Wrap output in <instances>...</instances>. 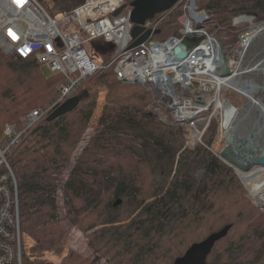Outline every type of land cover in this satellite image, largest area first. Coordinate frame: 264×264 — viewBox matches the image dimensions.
Listing matches in <instances>:
<instances>
[{
  "label": "trees",
  "instance_id": "trees-1",
  "mask_svg": "<svg viewBox=\"0 0 264 264\" xmlns=\"http://www.w3.org/2000/svg\"><path fill=\"white\" fill-rule=\"evenodd\" d=\"M51 1L53 15L69 14L85 2ZM201 8L211 18L208 30L225 47L235 17L247 14L264 21V0H203ZM180 14L178 7L158 15L165 18L154 40L178 33ZM96 44L98 51L89 50L109 61L112 46L102 40ZM61 81L60 74L46 76L34 59L0 52V123L18 125L33 109L51 104ZM103 91L95 133L84 139ZM83 93L88 96L74 110L52 121L42 119L9 155L22 229L38 247L59 254L64 250L65 235L56 218L62 190L66 218L88 233L90 245L111 264H173L193 244L228 225V235L207 263L264 264V213L247 197L232 167L201 145L185 149L182 129L147 110L151 96L146 88L123 83L113 68L92 77ZM215 136L216 127H211L204 141L212 145ZM22 263L54 264L36 262L26 253ZM60 264L93 263L70 250Z\"/></svg>",
  "mask_w": 264,
  "mask_h": 264
},
{
  "label": "built area",
  "instance_id": "built-area-1",
  "mask_svg": "<svg viewBox=\"0 0 264 264\" xmlns=\"http://www.w3.org/2000/svg\"><path fill=\"white\" fill-rule=\"evenodd\" d=\"M202 1H179L180 28L164 40H154V35L165 16L148 20L143 28L152 32L150 39L131 48L135 25L130 0H85L71 13L57 15L40 0H0V52L34 59L63 77L51 104L30 111L18 125L5 126L0 143V264H23L20 199L9 155L42 119L78 95L102 70L113 68L119 80L128 82L125 84L144 86L151 96L147 110L164 124L182 129L185 149L201 145L221 159L215 144L225 143L226 138L235 140L229 135L233 131L241 137L238 139L246 140L255 161L260 158L261 146L252 144L258 140L257 129L263 122L264 60L245 63L251 44L232 53L252 27L264 25V21L257 22L254 15H238L232 22L233 37L225 47L208 30L211 18L201 8ZM194 36H203V40L179 58L176 48L184 37ZM99 40L115 51L109 61L89 50L98 51ZM230 92L236 100L225 95ZM232 98L244 104L239 107ZM211 127H216L212 145L204 141ZM257 206L264 213V203Z\"/></svg>",
  "mask_w": 264,
  "mask_h": 264
},
{
  "label": "rangeland",
  "instance_id": "rangeland-1",
  "mask_svg": "<svg viewBox=\"0 0 264 264\" xmlns=\"http://www.w3.org/2000/svg\"><path fill=\"white\" fill-rule=\"evenodd\" d=\"M49 6L48 10H53L54 8V3L51 0H45ZM131 1V0H130ZM47 6V7H48ZM50 10V11H51ZM52 12V11H51ZM172 12V11H171ZM255 41L252 42L248 54L245 58L246 62L248 63L249 61L253 60L254 64H257L261 61L264 60V31L254 39ZM237 42V40H236ZM100 49V47H98ZM102 52V50H100ZM42 72L50 77L51 75H54L48 66L44 65L42 66ZM259 81H262V78L256 77ZM82 90V89H81ZM81 92V91H80ZM80 94V93H79ZM231 94V97H233L235 100L237 99L236 95L233 92L230 93H225V95ZM105 96H106V91L101 92L100 98H99V106L98 109L95 113V115L92 118V121L90 123V128L88 130V133L84 139H89L95 132L94 129L98 124L99 116L101 114V110L105 104ZM263 99H264V94H262ZM232 98V101L234 104L237 106L241 107L244 102L243 100L240 101H235ZM264 104V103H263ZM37 109V108H36ZM35 110V109H33ZM24 117V116H23ZM6 126V124H5ZM4 124L0 123V143H3L4 141V130H5ZM262 135V141L258 143V145H264V129L262 131L260 130L259 136ZM244 140V139H243ZM85 141V140H83ZM83 141L81 144H79L77 153H75L74 161L77 160L81 148L83 146ZM257 147V146H256ZM220 151V148L218 149ZM73 161V162H74ZM72 163L68 165L67 169L65 170L63 176L61 179L64 181L67 179L69 172L71 170ZM234 169V168H233ZM247 168L245 167V170ZM235 171V174L239 178L241 184L244 186L246 192H247V197L251 200L252 204L255 207H258L257 205L260 204L255 200L254 195L260 192L264 188V167L262 168H257L252 170L251 172H248V174H243L238 171ZM254 171V172H253ZM261 172L260 177L257 176V173ZM57 198V205H58V212L56 217L60 224L61 228L64 232L65 235V247L62 253H57L55 251H47L42 249L41 247H38L37 244H35L34 241H32L25 232H23L22 229V224H21V232L23 234V240H22V252L23 254L26 253L27 256H29L32 260L36 262H52L54 264H60L62 259L68 255L70 250H74L76 253H78L81 257L85 258L86 260L92 262L93 264H111L109 259L107 257H103L99 252L95 250L93 246L90 245L88 241V233H83L82 231L73 228L71 222L66 218L64 208H63V191L59 190L58 191V196Z\"/></svg>",
  "mask_w": 264,
  "mask_h": 264
},
{
  "label": "water",
  "instance_id": "water-1",
  "mask_svg": "<svg viewBox=\"0 0 264 264\" xmlns=\"http://www.w3.org/2000/svg\"><path fill=\"white\" fill-rule=\"evenodd\" d=\"M180 0H133L131 2V6L133 8L131 20L135 25L132 36L134 38V43L131 48H136L142 43L148 41L152 35L151 31H145L143 26L146 24L148 20L154 19L156 15L169 13L173 11ZM121 12V9L118 10L115 15H118ZM156 33V32H155ZM203 40V36H194V37H184L182 40V45L176 48V53L179 58H184L187 55V50L193 49ZM123 83H128L127 81H123ZM87 93L78 94L75 97L68 100L61 107L56 109L52 114L47 117V120L52 121L55 120L72 110H74L78 104L87 97ZM226 144L229 145L232 140L227 139ZM220 157L222 161H224L230 167L236 169L239 168L241 170H245V166L239 161L235 160L230 150L225 148ZM255 160L253 159V162ZM254 165L264 166V157L260 156V158L255 161ZM121 200H119L116 205L120 204ZM231 225L224 227L222 230L212 233L206 239L201 242L193 244L186 253L175 260L173 264H208L207 259L209 255L212 253L216 244L225 238L230 229Z\"/></svg>",
  "mask_w": 264,
  "mask_h": 264
},
{
  "label": "bare ground",
  "instance_id": "bare-ground-1",
  "mask_svg": "<svg viewBox=\"0 0 264 264\" xmlns=\"http://www.w3.org/2000/svg\"><path fill=\"white\" fill-rule=\"evenodd\" d=\"M262 31H264V25H261V26L254 25L252 27L251 32H249L248 34L244 36V39L241 42L240 47H236L234 49L232 55L237 54L239 49H244V50L247 49L248 47L247 44H252L254 39ZM226 55H228V53ZM261 117H262L263 122L258 126L257 130L259 131V133H260V130L262 131V129H264V104H262V116ZM259 133H256L258 136V140H257L258 142H259ZM229 135L233 136L235 140L231 138L232 142L229 145L226 144V141L225 143L222 142L221 147H220V152H222L225 148H227L228 150L231 151L235 160L239 161L247 168L246 170H241L239 168H236V171L243 173V174H248V172H251L252 170L255 171V169L257 168H262V166L254 165L255 161L253 162V159L256 160L254 158L255 155L251 154L253 152L249 150L248 147L246 146L245 144L246 140L238 139L241 137L237 134H234L233 131H230ZM257 141H255L252 145L257 146V147L261 146V145H258ZM259 154H261V156L264 157V145L261 146V150L259 151ZM254 198L255 200H257V202L264 203V188L260 192L255 194Z\"/></svg>",
  "mask_w": 264,
  "mask_h": 264
},
{
  "label": "crops",
  "instance_id": "crops-1",
  "mask_svg": "<svg viewBox=\"0 0 264 264\" xmlns=\"http://www.w3.org/2000/svg\"><path fill=\"white\" fill-rule=\"evenodd\" d=\"M221 143V142H220Z\"/></svg>",
  "mask_w": 264,
  "mask_h": 264
}]
</instances>
